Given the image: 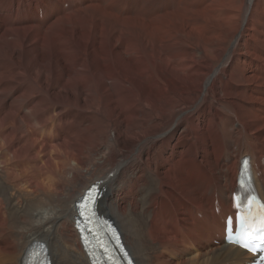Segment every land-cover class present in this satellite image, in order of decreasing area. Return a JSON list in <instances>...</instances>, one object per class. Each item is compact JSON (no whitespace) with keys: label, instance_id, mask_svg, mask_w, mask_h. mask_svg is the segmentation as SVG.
<instances>
[{"label":"bare ground","instance_id":"6f19581e","mask_svg":"<svg viewBox=\"0 0 264 264\" xmlns=\"http://www.w3.org/2000/svg\"><path fill=\"white\" fill-rule=\"evenodd\" d=\"M243 157L264 198V0H0V264H91L97 181L135 264H248Z\"/></svg>","mask_w":264,"mask_h":264},{"label":"snow or ice","instance_id":"6c2138e0","mask_svg":"<svg viewBox=\"0 0 264 264\" xmlns=\"http://www.w3.org/2000/svg\"><path fill=\"white\" fill-rule=\"evenodd\" d=\"M240 220L241 226L248 224V222L243 218H238ZM260 240L264 241V219L261 221V227L256 229L251 224L248 225L247 229H245L242 233L241 238L237 241L241 243V245L249 250H252L251 246L253 242Z\"/></svg>","mask_w":264,"mask_h":264},{"label":"rangeland","instance_id":"374dc122","mask_svg":"<svg viewBox=\"0 0 264 264\" xmlns=\"http://www.w3.org/2000/svg\"><path fill=\"white\" fill-rule=\"evenodd\" d=\"M100 210V209H99ZM101 212V211H100Z\"/></svg>","mask_w":264,"mask_h":264}]
</instances>
